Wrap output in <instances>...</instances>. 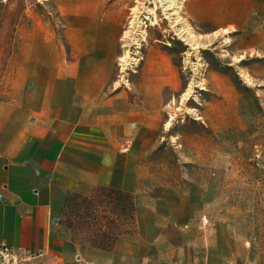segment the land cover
Returning a JSON list of instances; mask_svg holds the SVG:
<instances>
[{
  "label": "rangeland",
  "instance_id": "obj_1",
  "mask_svg": "<svg viewBox=\"0 0 264 264\" xmlns=\"http://www.w3.org/2000/svg\"><path fill=\"white\" fill-rule=\"evenodd\" d=\"M66 1L0 0L3 49L20 32V19L34 14L68 54L59 12ZM106 1L121 27L118 39L116 28L112 41L97 43L109 77L95 101H132L136 108L156 101L143 96L147 55L159 51L170 60L153 145L137 149L128 128L117 137V189L136 203V232L119 240L136 239L153 223L169 237L178 232L175 241L151 248L156 264H264V13L222 31L191 20L188 0Z\"/></svg>",
  "mask_w": 264,
  "mask_h": 264
},
{
  "label": "crops",
  "instance_id": "obj_2",
  "mask_svg": "<svg viewBox=\"0 0 264 264\" xmlns=\"http://www.w3.org/2000/svg\"><path fill=\"white\" fill-rule=\"evenodd\" d=\"M256 11L264 13V0L186 4L191 20L222 31L242 29ZM5 12L0 3V28ZM59 12L68 54L34 14L20 19L22 28L6 50L7 35L0 34V245L36 254L29 264H156L151 248L175 241L177 231L169 237L163 226L150 223L143 235L121 239L105 252L74 240L61 222V209L70 194L88 196L98 186L117 189L120 132L128 128L137 149L153 145L162 93L170 85L169 57L159 51L147 55L151 77L145 69L143 96L156 101H141L140 110L132 101H95L109 77L97 43L112 41L116 28L118 39L119 17L111 16L106 0L66 1ZM259 44L264 49V38Z\"/></svg>",
  "mask_w": 264,
  "mask_h": 264
},
{
  "label": "trees",
  "instance_id": "obj_3",
  "mask_svg": "<svg viewBox=\"0 0 264 264\" xmlns=\"http://www.w3.org/2000/svg\"><path fill=\"white\" fill-rule=\"evenodd\" d=\"M61 222L74 240L85 238L90 247L112 251L116 242L136 232V203L126 191L98 186L88 196L70 194L64 199Z\"/></svg>",
  "mask_w": 264,
  "mask_h": 264
},
{
  "label": "built area",
  "instance_id": "obj_4",
  "mask_svg": "<svg viewBox=\"0 0 264 264\" xmlns=\"http://www.w3.org/2000/svg\"><path fill=\"white\" fill-rule=\"evenodd\" d=\"M35 257L29 250L0 245V264H29Z\"/></svg>",
  "mask_w": 264,
  "mask_h": 264
},
{
  "label": "bare ground",
  "instance_id": "obj_5",
  "mask_svg": "<svg viewBox=\"0 0 264 264\" xmlns=\"http://www.w3.org/2000/svg\"><path fill=\"white\" fill-rule=\"evenodd\" d=\"M172 5H174V2H173V1H171V4L167 6L166 10H167V9H171ZM174 15H175V14H174ZM121 60H122V59H121Z\"/></svg>",
  "mask_w": 264,
  "mask_h": 264
}]
</instances>
